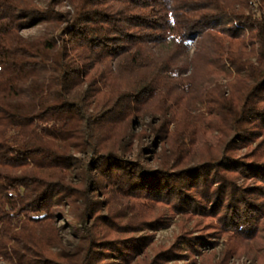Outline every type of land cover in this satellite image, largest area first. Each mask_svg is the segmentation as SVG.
<instances>
[{
    "label": "trees",
    "instance_id": "1",
    "mask_svg": "<svg viewBox=\"0 0 264 264\" xmlns=\"http://www.w3.org/2000/svg\"><path fill=\"white\" fill-rule=\"evenodd\" d=\"M242 256L264 264V0H0V264Z\"/></svg>",
    "mask_w": 264,
    "mask_h": 264
},
{
    "label": "rangeland",
    "instance_id": "2",
    "mask_svg": "<svg viewBox=\"0 0 264 264\" xmlns=\"http://www.w3.org/2000/svg\"><path fill=\"white\" fill-rule=\"evenodd\" d=\"M43 30V27H34L29 30H26L24 34L26 36H33L38 35ZM192 52V50H191ZM146 122L149 121L148 118L145 119ZM139 129V126H137V130ZM149 143V140L147 141ZM159 149V148H158ZM145 158L149 157V154H144ZM146 164H149L151 166H155L152 162L145 161ZM66 224H70L69 220H65L64 216H60L59 219L56 222V227L60 229V235L62 237L63 243L67 245H71L76 242L75 238L72 235V231L68 229ZM148 232L142 233L141 235H146ZM151 233V232H150ZM148 233V234H150ZM180 234V229L178 226V220L173 219L171 221V226L165 230L158 231L157 233H154V243L156 246L161 247H168L174 243L176 240V237ZM222 250V246L217 247V256L216 260L218 259L220 252ZM197 263H201V260L197 259ZM167 264H184L183 261H174L169 262ZM229 264H257L256 259L254 256H242L240 258H232L229 261Z\"/></svg>",
    "mask_w": 264,
    "mask_h": 264
}]
</instances>
